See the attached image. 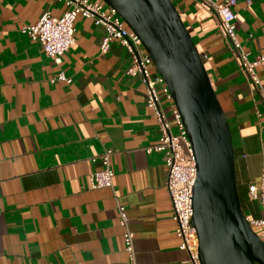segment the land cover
<instances>
[{"label":"crops","instance_id":"obj_1","mask_svg":"<svg viewBox=\"0 0 264 264\" xmlns=\"http://www.w3.org/2000/svg\"><path fill=\"white\" fill-rule=\"evenodd\" d=\"M201 53L230 128L235 177L248 218L261 214L248 185L264 154V105L240 71L218 20L199 0H172ZM53 0H0V264H125L123 204L141 264H189L179 247L165 185L157 119L144 85L127 73L130 55L118 38L75 18L74 41L55 63L20 31ZM235 30L248 57L264 55V0H235ZM256 72L264 85V61ZM62 70L70 81L56 78ZM164 106L167 101L162 99ZM111 148L110 186L91 187L89 173ZM92 157H96L92 160Z\"/></svg>","mask_w":264,"mask_h":264},{"label":"water","instance_id":"obj_2","mask_svg":"<svg viewBox=\"0 0 264 264\" xmlns=\"http://www.w3.org/2000/svg\"><path fill=\"white\" fill-rule=\"evenodd\" d=\"M103 1L139 36L181 115L196 165L191 221L200 264H264V239L241 208L227 118L174 2Z\"/></svg>","mask_w":264,"mask_h":264},{"label":"built area","instance_id":"obj_3","mask_svg":"<svg viewBox=\"0 0 264 264\" xmlns=\"http://www.w3.org/2000/svg\"><path fill=\"white\" fill-rule=\"evenodd\" d=\"M63 3L60 14L54 15L48 9L40 14L33 23H26L20 31L32 40L40 43L44 52L55 62L61 61L62 54L74 41L76 16L89 17L95 24L103 27L100 41L101 51L108 48L109 40L118 38L130 55L127 73L137 75L144 85L145 103L152 109L159 128L158 142L148 146L164 153L166 166L165 185L170 197L175 233L179 237V247L186 249L189 264H200L198 256V238L192 224V188L196 176V165L191 143L181 115L174 104L169 87L163 76L157 71L152 57L141 43L139 36L125 23L116 10L103 0H53ZM206 4L218 20L221 32L235 58L240 71L257 88L259 98L264 105V85L256 72V65L264 61L263 54L248 57L241 39L235 30L236 12L232 8L235 0H199ZM56 78L70 81V76L60 70ZM162 99L167 101L165 107ZM111 148H105L99 155L102 167L89 173L91 187L110 186L113 171L109 165ZM96 157H92L94 160ZM249 197L257 199L261 214L248 218L250 224L256 225L264 239V154L261 159V171L258 182L248 185ZM119 223L123 226L124 250L127 255L125 264H141L135 258L133 231L128 225V217L123 204H117Z\"/></svg>","mask_w":264,"mask_h":264},{"label":"trees","instance_id":"obj_4","mask_svg":"<svg viewBox=\"0 0 264 264\" xmlns=\"http://www.w3.org/2000/svg\"><path fill=\"white\" fill-rule=\"evenodd\" d=\"M237 189H238V186H237ZM238 195H239V200H240V204H241V208H242V199H243V196L240 194L239 189H238ZM242 210H243V209H242ZM251 226H252V228L258 233V235H259L260 237H262V234H261L260 229H259L256 225H254V224H251ZM256 264H257V263H256Z\"/></svg>","mask_w":264,"mask_h":264}]
</instances>
